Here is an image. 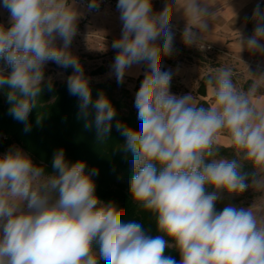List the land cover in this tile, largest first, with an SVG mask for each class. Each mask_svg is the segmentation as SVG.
Masks as SVG:
<instances>
[{
	"label": "clouds",
	"instance_id": "clouds-1",
	"mask_svg": "<svg viewBox=\"0 0 264 264\" xmlns=\"http://www.w3.org/2000/svg\"><path fill=\"white\" fill-rule=\"evenodd\" d=\"M2 6L9 26L0 24V60L11 72L0 70V86H9V115L30 131L28 117L51 61L73 69L68 91L79 98L85 118L92 104L98 134L106 136L116 110L103 93L92 103L89 78L70 51L82 16L76 0H3ZM87 7L98 9V0ZM116 8L122 22L112 43L117 83L133 65L148 69L134 99L140 127L117 121L125 137L119 148L131 155L132 201L155 217L161 234L151 235L113 202H102L93 180L98 170L86 172L84 161L70 163L63 148L46 171L13 146L0 155V264H99L101 258L105 264H264V211L231 202L217 207L250 189L264 190V107L253 102L257 82L238 88L233 70L220 67L204 81L207 106L193 95L172 94L173 74L162 70V61L174 51L173 18L183 13V43L200 46L209 9L201 0H170L159 12L152 0H117ZM253 19L250 37L238 32L240 51L264 54L259 3ZM47 87L52 90L50 80ZM222 135L231 158L220 155ZM170 248L179 261L165 254Z\"/></svg>",
	"mask_w": 264,
	"mask_h": 264
},
{
	"label": "trees",
	"instance_id": "trees-1",
	"mask_svg": "<svg viewBox=\"0 0 264 264\" xmlns=\"http://www.w3.org/2000/svg\"><path fill=\"white\" fill-rule=\"evenodd\" d=\"M66 70L68 75H72L71 67ZM106 70L97 72L103 73ZM50 81L51 91L47 87L49 80H44L37 107L32 109L28 117L31 127L27 132L24 130V123L16 121L8 113L6 92L9 86H0V150L5 151L6 147L17 145L28 152L37 165H43L46 171H51L55 152L63 148L70 163L84 161L86 172L98 170V175H94L93 180L96 184V195L102 202H113L128 220L142 223L151 235L161 234L157 230L155 217L132 201L131 155L119 148L125 142V137L116 130L117 121L137 130L140 127L138 111L131 105L133 101L130 90L124 83L118 84L117 79L89 83L92 103L94 104L103 93L116 110L111 131L101 137L94 123L95 109L92 104L89 105V114L85 118L79 108V98L70 95L68 91L67 81ZM86 120L91 122L90 127H85ZM220 155L231 158L233 151L221 146ZM247 169L246 166L244 170ZM225 203L226 201L219 203L218 209H222ZM96 250L98 251V248ZM165 254L180 260V255L175 249L170 248ZM99 264H105V261L101 258Z\"/></svg>",
	"mask_w": 264,
	"mask_h": 264
},
{
	"label": "crops",
	"instance_id": "crops-1",
	"mask_svg": "<svg viewBox=\"0 0 264 264\" xmlns=\"http://www.w3.org/2000/svg\"><path fill=\"white\" fill-rule=\"evenodd\" d=\"M257 1L258 0H201V4L206 6L211 13V15L205 18L208 23V31L200 33L202 43L239 57L253 55L259 58L263 57L264 59V54L250 52L246 48L241 52L238 43V32L245 38L253 34L255 23L251 20L250 16ZM169 2L170 0H152L156 12L161 11ZM172 22L182 27V29H184L186 25V20L182 12L176 13ZM196 50L192 49V52L180 51L178 46H175L174 43L173 53L163 59L162 70H171L173 74L170 84V92L172 94L193 95L198 102L207 106L210 98L207 94L204 81L208 77L214 76L216 69L220 68L222 64H224L226 68H231L233 70L234 82L238 88L241 87V89L247 90L254 80L259 82L258 78L260 72L255 71V69H244L242 64L233 61L216 50ZM194 52L199 53V57L196 56ZM147 70V66L144 63L133 65L127 70L124 81L129 79L138 83V80H143ZM249 72L256 78L251 77ZM239 80L241 82H239ZM253 102L257 106L264 107V93L260 92V88ZM219 143L222 147H226L228 143L227 137L222 135Z\"/></svg>",
	"mask_w": 264,
	"mask_h": 264
},
{
	"label": "rangeland",
	"instance_id": "rangeland-1",
	"mask_svg": "<svg viewBox=\"0 0 264 264\" xmlns=\"http://www.w3.org/2000/svg\"><path fill=\"white\" fill-rule=\"evenodd\" d=\"M2 2L3 0H0V14L5 19V21L9 23V12L2 6ZM78 8L82 12V16L78 21L77 34L72 40L70 51L73 55L78 57L84 68L85 76L89 78V83L106 81L107 79H116L112 65L118 50L112 48V43L121 36L122 22L119 19V11L113 12L111 14L94 16L90 15L85 9L81 7ZM153 9L155 11V5H153ZM178 41L183 43V40L181 37H176L174 39L175 46H178L180 51L192 52V49H200L195 46H186L184 43L182 44ZM158 42L163 43L162 40H159ZM61 44L62 40L58 39L57 45L59 46ZM194 54L198 57L200 55L197 52H194ZM220 67L225 66L222 64ZM101 69L107 70L103 73H98L97 71ZM255 71L260 72L259 76L264 74V69H255ZM69 76L70 75L67 74V70L65 68L58 66L54 62L50 61L45 65L44 80L67 81ZM258 81L259 82H257V84L260 88V92L264 93V79L258 78ZM141 82L142 81L140 80L139 83H136L135 81H131L129 79L123 82L125 87L131 92V99L133 101L131 103L132 106H134L135 93L139 90ZM239 82L241 81L239 80ZM13 146L17 145H12L10 147ZM10 147H6L5 151L0 150V155L6 153ZM246 166L248 167L247 171H250L251 166ZM228 202L244 208H248L252 205L255 210L264 211V190L258 191L255 189H250L243 195L235 197L231 201H226V203Z\"/></svg>",
	"mask_w": 264,
	"mask_h": 264
},
{
	"label": "built area",
	"instance_id": "built-area-1",
	"mask_svg": "<svg viewBox=\"0 0 264 264\" xmlns=\"http://www.w3.org/2000/svg\"><path fill=\"white\" fill-rule=\"evenodd\" d=\"M76 3L78 7L85 9L90 15H94V16H98L102 14H111L113 12L118 11L116 8L117 0H98L99 8L92 9V10H89L87 7L88 3H90V0H76ZM258 3L260 4L261 10L264 11V0H258L255 3V6ZM250 18L255 23L253 19V12L251 13ZM0 24L4 25L5 27L9 26V23L6 22L5 19L1 15H0ZM172 28H173L175 38L176 37L182 38V33H183L182 27L172 22ZM261 43H264V41H261ZM192 46L198 47L200 49L216 50L217 52L224 54L230 59L241 63L244 69H264V59L263 58H259L253 55L248 56V57H239L231 53H228L226 51L215 49L214 47L204 44V43H202V45L200 46L199 45H192ZM0 70H2V73L4 74H10L11 72V68L7 67L3 60H0Z\"/></svg>",
	"mask_w": 264,
	"mask_h": 264
}]
</instances>
